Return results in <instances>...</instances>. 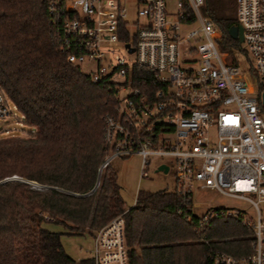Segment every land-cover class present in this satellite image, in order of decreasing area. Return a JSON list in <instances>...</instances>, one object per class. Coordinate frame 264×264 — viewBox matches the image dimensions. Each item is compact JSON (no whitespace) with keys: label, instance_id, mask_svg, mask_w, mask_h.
I'll use <instances>...</instances> for the list:
<instances>
[{"label":"built area","instance_id":"1","mask_svg":"<svg viewBox=\"0 0 264 264\" xmlns=\"http://www.w3.org/2000/svg\"><path fill=\"white\" fill-rule=\"evenodd\" d=\"M167 1L42 3L56 49L90 82L102 83L114 95L112 112L102 118L99 173L114 157L137 155L140 177L146 178L149 158H170L171 164L158 165L173 169L181 200L176 214L186 220L195 216L198 241L207 242L218 218L234 219L250 234L247 255L215 251L206 264H264V216L258 208L264 203V0H235L245 69L235 56L218 51L220 32L199 13L203 0H174L173 23L167 21ZM131 5L133 22L127 18ZM182 51L188 52L185 59ZM84 61L92 63L90 71L81 70ZM14 111L0 89V132L8 134L2 123L15 117ZM195 188L245 200L255 210V221L222 208L197 213ZM89 258L94 264H128L120 215L94 232Z\"/></svg>","mask_w":264,"mask_h":264},{"label":"trees","instance_id":"2","mask_svg":"<svg viewBox=\"0 0 264 264\" xmlns=\"http://www.w3.org/2000/svg\"><path fill=\"white\" fill-rule=\"evenodd\" d=\"M199 13L218 28L221 50L239 49L227 34L238 25L235 0H203ZM0 89L31 128L26 137L0 135V264H94L71 258L60 235H93L117 215L128 264H206L215 251L250 252L249 238L239 237L247 230L228 217L213 220L207 242L198 241L195 216L176 214L174 188L137 190L125 206L109 164L98 174L102 118L114 95L56 49L42 0H0Z\"/></svg>","mask_w":264,"mask_h":264},{"label":"rangeland","instance_id":"3","mask_svg":"<svg viewBox=\"0 0 264 264\" xmlns=\"http://www.w3.org/2000/svg\"><path fill=\"white\" fill-rule=\"evenodd\" d=\"M200 12V8H199ZM166 13H167V21L169 23H173L175 21L174 18V0H168L166 4ZM128 20L129 22H133L134 11L132 5L128 8ZM138 22L141 23L142 20L138 19ZM194 28V25L190 27L183 28L182 32L185 34L188 30ZM184 36V35H183ZM180 36V39L183 37ZM189 43H192L191 41ZM186 43L182 42V46L185 48ZM110 46V47H114ZM187 47V46H186ZM115 48H119L118 46ZM219 52H225L228 57L231 59L235 56L239 61V67L241 69H245V65L247 63V53L243 44H239V49H224L221 50L220 46L218 49ZM187 51L181 52V57L185 59L188 57ZM125 58L133 59L132 54H124ZM93 65L89 61H84L80 68L83 71H90ZM9 107H11V104ZM15 117L6 118L2 123L4 128L8 129V134L16 135L19 137H26L29 135V131L31 128L25 125L21 121V116L17 111H14ZM261 115L264 119V106L261 107ZM0 135H4L3 131L0 132ZM168 163L171 164V159L167 157H151L149 158V164L145 168L147 173V177H140L139 174V165L140 158L137 155H129L126 157H114L109 162V169L115 173L117 184L119 185V194L125 206H131L134 202L137 190H145V191H156L160 189L171 190L175 186V178L173 174V169L170 167L168 172L163 173L161 171L156 170V167L160 163ZM192 204L195 207L194 211L199 213L201 210L205 208H222L229 212H241L243 214L244 220H249L254 222L256 219L255 210L253 207L246 202L245 200L236 199L232 197H228L222 194H219L216 191H211L208 189H199L195 188L192 196ZM261 216H264V203H260L258 206ZM238 223V222H237ZM239 224V223H238ZM240 225V224H239ZM241 226V225H240ZM44 227H46L50 231L55 232H63V228L60 225H56L53 223L46 222L44 223ZM243 227V226H242ZM213 228V227H212ZM93 235L84 232L83 234H62L60 235V242L64 249V251L72 256H88L89 248L91 240L90 238ZM239 237L241 238H249L250 234L246 232L242 233Z\"/></svg>","mask_w":264,"mask_h":264},{"label":"water","instance_id":"4","mask_svg":"<svg viewBox=\"0 0 264 264\" xmlns=\"http://www.w3.org/2000/svg\"><path fill=\"white\" fill-rule=\"evenodd\" d=\"M227 34H228V36H229L231 39H233V40H237V42H238L239 44L242 43V32H241V28H240L239 26H232V27H230V28L228 29V31H227ZM261 103H262V105H264V92L261 93ZM156 170L161 171V172H163V173H166V171H167V166H166V165H163V164L158 165V166L156 167ZM98 174H99V171H98ZM7 179H17V178H15V177L13 176V177H11V178H6V179H4V180H7ZM4 180H2V181H4ZM20 181H24V180H20ZM0 182H1V181H0ZM24 182H26V183H31V184H35V183H33V182H29V181H24ZM97 183H98V177H97L96 182H95V184H94V186H93L92 189H94V188L97 186Z\"/></svg>","mask_w":264,"mask_h":264},{"label":"crops","instance_id":"5","mask_svg":"<svg viewBox=\"0 0 264 264\" xmlns=\"http://www.w3.org/2000/svg\"><path fill=\"white\" fill-rule=\"evenodd\" d=\"M90 240H91V238H90ZM88 252H89V255L88 256H78V257H72V256H70L71 258H73V259H81V258H87V257H90V254H91V243H90V248H89V250H88Z\"/></svg>","mask_w":264,"mask_h":264}]
</instances>
